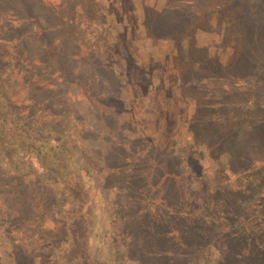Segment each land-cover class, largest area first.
<instances>
[{
    "label": "rangeland",
    "instance_id": "obj_1",
    "mask_svg": "<svg viewBox=\"0 0 264 264\" xmlns=\"http://www.w3.org/2000/svg\"><path fill=\"white\" fill-rule=\"evenodd\" d=\"M31 5L39 22L22 25L26 40L0 36L11 52L48 57L57 74L36 91L12 74L28 120L2 129L34 142V121L53 120V141L80 120L93 146L83 166L75 149L79 161L52 147L10 158L0 145V202L32 219L34 238L38 226L51 235L10 256L0 222V264H264V0ZM162 9L172 25L152 41L144 23ZM37 23L51 33L39 37L47 49L35 44ZM132 134L136 160L121 149Z\"/></svg>",
    "mask_w": 264,
    "mask_h": 264
},
{
    "label": "trees",
    "instance_id": "obj_2",
    "mask_svg": "<svg viewBox=\"0 0 264 264\" xmlns=\"http://www.w3.org/2000/svg\"><path fill=\"white\" fill-rule=\"evenodd\" d=\"M2 0H0V6L3 5V8L0 10V13L2 16L0 17V30L2 32H17L21 34L20 38H16V40L19 43V46L22 44V41H25V37L29 34L27 31L26 27H22L23 24H29L32 23L33 20L36 22L38 21V16L37 14L33 11V6L31 5L33 0H8V3H2ZM169 9L171 10H176L178 7L177 5L173 4L171 6H168ZM24 9V11H22ZM150 12V13H149ZM148 17L151 19V25H148L149 21H146L144 23L147 28H149V32L151 31L152 35L149 36V39L152 41H157V38H162L165 33L162 31H158L157 28H162L163 26L170 30V26L172 25L173 20H169L167 18L168 15H165L170 12L168 9H162V10H152L149 11ZM162 15H165L162 17ZM157 17V18H156ZM186 17V16H185ZM15 23H19L16 25ZM22 23V24H21ZM21 24V25H20ZM37 28L38 30L35 32L38 35L37 40L35 41V44L37 42V45L40 49H47V47L44 45L43 40L39 39V37L45 38V36L50 35L51 33L48 34V29L46 27L40 26L39 23H37ZM54 30V29H53ZM52 30V33H53ZM162 32V33H161ZM1 37V36H0ZM11 37H1L0 38V88H1V93L0 96L4 98V101H0V145L3 147V149L8 153V156L10 158L13 157V151L16 150L18 154L22 155H33L35 157H39L42 159L44 156H46L47 152L49 150L47 147H52L53 152L55 151H63L67 152L70 154V158L74 161H79L76 159V155L71 152V149H75L79 155H80V162L81 160L83 161L81 164L83 166H87L86 158L83 157L85 153L88 156V151L87 149H91V146H93V143L90 139H87L85 135L83 134V131L88 127V124L85 122L83 123L80 120H77L80 122L79 127L73 126L72 130L69 131L66 134V138L63 139L62 135H58L56 137V134L53 135L54 140L53 141H48L50 134L52 132H56L53 128V126H58V122H55L53 120H46L44 122H41L40 120H35L34 127L32 128L35 131L34 134V139L36 141H25L21 142L20 140L18 141V138H9L6 136L7 133L6 131L3 130L4 126L6 125L7 122H9V117H12V120L18 124H26L25 121L28 120L27 117H22L21 113L23 111L19 109V105L17 104L18 99L16 98L17 96L14 95L16 91L15 90V83L16 77L12 78V74L16 73L18 75L20 73V78L19 81L23 82V84L29 85L30 90L36 91L40 89H46L51 86V79L54 78L57 74V69L50 68L49 67V59L48 57H42V56H37L33 55L32 57H27L26 55V50L20 51L17 49V45L14 46V51H9L7 49L8 44L10 41L13 39ZM10 39V40H9ZM49 46V45H47ZM13 48V46H12ZM5 49H7L5 51ZM6 52V53H5ZM29 54V53H28ZM4 55V56H3ZM6 60L7 65H3ZM3 84L7 87H3ZM33 101V100H32ZM35 105V104H34ZM209 123H206V128H213V121H207ZM199 124L196 122L195 126H198ZM203 125V124H202ZM108 129V128H107ZM69 130V129H68ZM94 132L96 133L97 128L93 127V129L90 127L89 131L90 133ZM59 134V133H58ZM97 134V133H96ZM37 135V136H36ZM98 136V134H97ZM135 135L132 134L131 138H125L124 141H121L122 144H124V147L122 145L121 149L124 148L126 151L128 150L127 154H133L136 155L134 156V160L137 159L139 155L142 156L140 151H136L134 149L131 150V147L134 145L132 144L134 140H138L137 137H134ZM54 144H52V143ZM81 146L79 147L78 144ZM126 146V147H125ZM93 151V150H92ZM128 155H125V158H127ZM82 158V159H81ZM130 159L132 158L131 156L129 157ZM12 160V159H11ZM85 161V162H84ZM118 166L113 168L112 172H115ZM101 168L99 172L101 174ZM167 170L164 171V173ZM111 172V173H112ZM167 173V172H166ZM148 176V175H147ZM122 179V178H120ZM120 187V185H119ZM176 193L175 195H177ZM189 194L187 195L186 199H188ZM190 198V197H189ZM10 209H7L6 204H2L0 202V222L4 223V230H3V236L6 237L8 242H10L13 247H12V252L10 251L9 255L13 256L15 253V250H18V247L23 249L24 251H28L29 248L32 249V251H28L30 253L33 252V250L36 248V245H41V244H46L48 242L47 237L51 236L50 231L48 228L44 226H38L39 228V233L35 235V238L32 235L31 229L28 231L27 227L29 222L32 221V219H27L25 221V218H21L20 216H17L14 214ZM44 212V211H43ZM30 213V212H29ZM28 213V214H29ZM44 217V216H43ZM40 222L44 223L43 220ZM39 223V222H38ZM25 227V228H24ZM46 228L43 232V228ZM17 231H22L23 234L27 235L26 240H23L24 235L21 233L20 235H17ZM49 231V232H47ZM16 234V237L14 238ZM249 234V232H248ZM260 237V239H262ZM23 243L25 247L23 246ZM19 246H16V245ZM29 246V248H28ZM34 248V249H33ZM13 254V255H12Z\"/></svg>",
    "mask_w": 264,
    "mask_h": 264
}]
</instances>
